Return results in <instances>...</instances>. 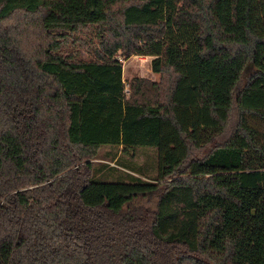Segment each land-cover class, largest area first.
Here are the masks:
<instances>
[{
  "label": "trees",
  "instance_id": "1",
  "mask_svg": "<svg viewBox=\"0 0 264 264\" xmlns=\"http://www.w3.org/2000/svg\"><path fill=\"white\" fill-rule=\"evenodd\" d=\"M0 264H264V0H0Z\"/></svg>",
  "mask_w": 264,
  "mask_h": 264
},
{
  "label": "rangeland",
  "instance_id": "2",
  "mask_svg": "<svg viewBox=\"0 0 264 264\" xmlns=\"http://www.w3.org/2000/svg\"><path fill=\"white\" fill-rule=\"evenodd\" d=\"M222 15V14H221ZM22 21L17 20L14 25L21 23ZM13 25V26H14ZM31 29V25H27ZM37 33V32H36ZM73 35L86 37L90 35L89 29H83L78 31ZM37 36V35H36ZM234 38L233 34L227 37V40H232ZM94 41V40H93ZM64 47L66 49L78 50L82 55H88V51L85 48H80L75 46V44L65 43ZM87 51V52H86ZM121 62V80L123 82V88L127 89L126 80L133 74L146 75L148 73L149 62L147 58L137 57L131 55L128 58L117 57ZM241 65L240 62L231 56L223 54L221 56L212 55L207 59H204L200 65V76L202 79V88L208 99L214 100L219 103H225L229 89L235 78L240 77L244 79L248 74V69ZM128 155H125L127 159L134 162L135 164L142 167L145 175H153L154 169L151 163L150 150H140L133 149L130 150ZM103 161L108 165H114L113 160L109 161L106 159H94V161ZM152 199V198H151Z\"/></svg>",
  "mask_w": 264,
  "mask_h": 264
},
{
  "label": "crops",
  "instance_id": "3",
  "mask_svg": "<svg viewBox=\"0 0 264 264\" xmlns=\"http://www.w3.org/2000/svg\"><path fill=\"white\" fill-rule=\"evenodd\" d=\"M133 56L142 57V58H147L148 62H149V60H150V58H151L150 56L131 55V57H133ZM133 75H137V74H133ZM131 76H132V75H131ZM137 76L147 77V78H149L150 80H155L156 77H157L156 73L152 72V71L150 70V68H148V73H147L146 75H137ZM124 92L126 93V92H127V89H126V90L124 89Z\"/></svg>",
  "mask_w": 264,
  "mask_h": 264
}]
</instances>
